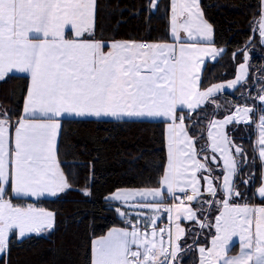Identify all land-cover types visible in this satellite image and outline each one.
Returning a JSON list of instances; mask_svg holds the SVG:
<instances>
[{"label":"snow or ice","instance_id":"6c2138e0","mask_svg":"<svg viewBox=\"0 0 264 264\" xmlns=\"http://www.w3.org/2000/svg\"><path fill=\"white\" fill-rule=\"evenodd\" d=\"M158 2L151 0L149 8H157ZM170 4V33L175 43H107L94 39L97 0H0V80L13 70L27 73L31 79L14 136H10L13 125L7 111L0 113V256L6 253L14 230L22 238L54 228L55 213L32 204L14 205L6 195L9 185L18 197L57 196L71 189L57 156L61 119L67 114L169 121L167 165L158 181L160 187L117 190L106 197L147 209L151 215L137 212L133 224L131 212L117 209L130 229L113 228L94 240L91 264H175L182 251L179 241L186 231L181 219L196 222L201 228L210 226L205 223L206 216L201 221L197 215L206 211L205 203L208 210L216 204L220 211L211 246L198 248L200 264H264V206L232 203L243 196L235 178L242 163L236 156L244 152L224 131L229 124L253 122L250 114L254 109L237 106L222 120L209 122V147L221 154L224 167L222 183L214 184L220 178L212 174L208 157L203 162L199 158L196 138L189 135L184 123L186 117L177 113L214 102V95L225 88L223 84L200 88L202 66L224 49L212 46L213 28L204 18L200 0H170ZM254 23L264 43V0L261 18ZM244 59L236 79L227 87L246 79L247 54ZM261 93L256 99L264 105V88ZM256 127L258 157L264 169V108ZM243 163L247 164V159ZM204 172L208 174L202 175ZM201 179L213 199L202 201ZM254 179L253 174L241 182L247 186ZM77 190L91 195L87 188ZM218 194L222 199H215ZM256 194L264 199V171ZM166 197L179 203L165 204ZM137 198V204L129 203ZM193 202H200L201 207L194 210ZM161 212L169 216L168 228L157 229ZM233 237L239 238V252L229 255Z\"/></svg>","mask_w":264,"mask_h":264},{"label":"trees","instance_id":"16d2710c","mask_svg":"<svg viewBox=\"0 0 264 264\" xmlns=\"http://www.w3.org/2000/svg\"><path fill=\"white\" fill-rule=\"evenodd\" d=\"M150 3L151 0H97L94 39L172 40L170 0H159L155 9L149 8ZM200 6L212 25L213 44L224 48L215 60L203 66L200 88L234 76L246 49L248 74L233 90L216 93L212 98L214 102H206L194 111L178 110L177 114L186 117L185 126L189 135L196 138V148L203 162L209 151V122L214 117L230 114L236 101L251 104L253 122L226 126L227 135L244 152L236 156L242 163L235 178L243 196L232 203L264 205V199L255 194L261 179V164L254 141V116L256 109H262L256 98L264 88V43L254 23L260 14L261 0H200ZM27 81L26 75L15 73L0 80V113L7 111L11 123L20 115ZM164 124V120L144 118H62L57 156L72 187L46 198L8 195L14 205L31 203L55 213L54 228L22 238L14 230L6 253L0 256V264H91L92 238L103 235L111 226L128 224L126 217L118 215L116 209L128 213L129 208L107 200L105 195L118 187L159 184L165 163ZM201 148L204 150L200 151ZM245 159L247 164L243 163ZM208 167L214 176L221 178L220 164L209 160ZM253 174L254 182L245 186L241 181ZM214 184H220V179ZM85 188L91 195L85 196L77 190ZM170 198L165 199L166 204H170ZM201 199L213 198L203 195ZM215 199H222V194ZM193 207L199 209L201 203L193 202ZM203 207L206 211L198 212V218L204 221L206 216L205 223L210 226L201 228L196 222H184L186 231L179 241L182 251L175 264H195L198 246L207 245L214 233V219L220 208L213 204L208 210L206 203ZM135 217L132 213L130 218Z\"/></svg>","mask_w":264,"mask_h":264},{"label":"crops","instance_id":"0c3cea01","mask_svg":"<svg viewBox=\"0 0 264 264\" xmlns=\"http://www.w3.org/2000/svg\"><path fill=\"white\" fill-rule=\"evenodd\" d=\"M261 4H262V0H261ZM261 18V8H260V14L257 18V21H259ZM170 19H171V4H170V8H169V24H170ZM257 25V24H256ZM257 28H258V25H257ZM259 31V30H258ZM66 34H69V38H70V30L69 29H66ZM181 36L184 37L185 34L183 32H181ZM86 38H89L91 39L90 37H86ZM96 40H100V39H96ZM114 40H124V41H136V42H144V43H175L173 37H172V40H166V41H140V40H131V39H114ZM114 40H101V41H104V42H107V43H110ZM181 42H185V43H189L190 41H187V40H182ZM213 47L217 48V49H224L222 46H216L215 44H212ZM105 51H108L107 48H105ZM217 58V57H216ZM215 58V59H216ZM208 61H213L211 60L210 58L208 59ZM203 68V66H202ZM236 71V69H235ZM11 73H15V74H24L27 76V87H26V91H25V94H24V97H23V101H22V105H21V110H20V115L19 117L13 122L11 123L13 125V127L10 129V136H14V128H15V123L16 121L19 120V118L24 114L23 110H24V106H25V102H26V99H27V93H28V89L30 87V84H31V79H30V75L27 74V73H22V72H19V71H16V70H13ZM184 110H188L187 108H184ZM178 115H181V114H178ZM66 117H70V118H97V117H76V116H72V115H64L63 118H66ZM99 118H113V117H99ZM124 118H128V117H124ZM144 119H155V120H164L162 118H144ZM165 121V124H164V129H163V133H164V146H165V163H164V167H163V172H162V175L164 173V170H165V167L167 165V124L169 123V121ZM209 145H210V142L208 144V155L209 153L211 152L210 151V148H209ZM256 147V151L258 153V148H257V145H255ZM209 158V156H208ZM212 162V161H211ZM213 163H219V161H216V162H213ZM261 169V168H260ZM161 175V176H162ZM261 180V179H260ZM156 187H160V185L158 184L157 186L155 187H118V188H115L114 190L110 191L109 193H107L105 195V198L106 197H109L111 194H113L114 192H116L117 190H137V189H145V188H156ZM256 189V187H255ZM256 194V193H255ZM8 195H12V196H15L14 194H12L11 192V186L9 185L7 187V195H6V198L8 197ZM204 195H207V194H204ZM18 197V196H17ZM46 197H52V196H49V195H45V196H42V197H25V198H31V199H37V198H46ZM168 197H166L167 199ZM8 199V198H7ZM111 202H118V203H121L123 204L122 202L120 201H115V200H110V199H107ZM139 202L138 198L137 200H133V201H130L129 203L130 204H137ZM164 203H165V200H164ZM31 204V203H30ZM166 204V203H165ZM171 204V202H170ZM240 204H243V203H240ZM28 205V204H27ZM25 205V206H27ZM125 205L126 207L129 208L128 212H132L134 214H136L137 212H143L145 215H151V213L149 212V210L147 209H142V208H139V207H136V208H133V207H130L129 205H126V204H123ZM253 205V204H252ZM25 206H22V207H25ZM119 209V208H117ZM117 209H116V212H117ZM121 212H124L122 209H120ZM219 213V212H218ZM118 214V213H117ZM164 214H166V212H161L159 215L161 217V221L158 222V225H161L162 221H166V216H163ZM119 215V214H118ZM132 223L135 224L137 222V216L135 217V219H132ZM214 224H215V219H214ZM213 224V226H214ZM113 228H129L130 229V225L127 224L126 226H111L109 227L105 233L101 236H96V237H93L92 240H91V261H92V247H93V241L96 240V239H99L100 237H103V236H106L108 234V232L113 229ZM18 232V230H16ZM215 235V227H214V233L213 235L209 238V241L207 243V245H200L198 246L199 247H210L211 246V243H210V240H212L213 236ZM198 248H197V254H198V257H197V260H196V263L195 264H200V253L198 251ZM239 251V242L237 241V244L233 243L232 244V247H230V251H229V255L230 254H237Z\"/></svg>","mask_w":264,"mask_h":264},{"label":"rangeland","instance_id":"374dc122","mask_svg":"<svg viewBox=\"0 0 264 264\" xmlns=\"http://www.w3.org/2000/svg\"><path fill=\"white\" fill-rule=\"evenodd\" d=\"M204 18H205V16H204ZM205 20L210 24V22L205 18ZM260 34V33H259ZM260 40L262 41V37L260 36ZM245 54H247V56L249 57V53H248V50L246 49V50H244V52H243V56H242V60L236 65V71H235V74H234V76H232L231 78H228V79H225V80H221V81H217V82H213V83H211V84H209V85H207V86H205V87H202L201 88V90H205V89H207L208 87H210L211 85H213V84H223V85H225V88L222 90V91H225V90H233L235 87H233V88H229V87H227L226 85L228 84V82L229 81H232V80H234V79H236V77H237V74H238V66L241 64V63H245V59H244V57H245ZM247 64H248V61H247ZM247 72H248V69H247ZM222 91H220V92H222ZM219 93V92H218ZM262 93H261V91L259 92V94H258V96L259 95H261ZM257 96V97H258ZM258 101V100H257ZM259 103H260V105H261V107L262 108H264V105H262L261 104V102L260 101H258ZM234 111L232 110V112L231 113H233ZM230 113V114H231ZM230 114H226V115H224V116H222V117H214L212 120H222L225 116H228V115H230ZM260 114H261V111L260 112H258L257 113V115H256V112H255V115H256V117L254 116V125H255V139H254V141H255V145H257V140H258V130H257V127H256V122L258 121V119H259V116H260ZM208 128H209V126H208ZM224 131L226 132V127H225V129H224ZM209 142H210V140H209ZM211 143V142H210ZM210 148V147H209ZM210 153H209V160L210 161H212L211 160V157L213 156V155H215L216 157H217V159H216V161H219V163H220V166L222 167V176H221V178H220V183H222V180H223V175H224V167H223V159L221 158V154L219 153V152H213L212 150H211V148H210ZM258 154V153H257ZM260 160V159H259ZM216 161H212V162H216ZM260 164H261V161H260ZM262 171H264V169H262V167H261V169H260V177H261V172ZM208 173L207 172H204V173H202V175H207ZM261 186V180L259 181V183L256 185V189H255V193H257V190H258V188ZM205 189H206V185H205V183H204V181H203V179H201V191L204 193V194H207L206 192H205ZM191 194V193H190ZM208 195V194H207ZM257 195V194H256ZM258 196V195H257ZM170 200H171V204H174V203H179V201L178 200H173L172 198H170ZM250 204V203H249ZM34 207H36V208H42V207H38V206H35L34 204H32ZM250 205H252V204H250ZM254 206H264V205H259V204H253ZM191 207L194 209V207H193V203L191 204ZM43 209H45V208H43ZM46 210H48V209H46ZM195 210V209H194ZM48 211H50V210H48ZM220 211V210H219ZM219 214V213H218ZM217 214V215H218ZM163 216H166V221H162V223H161V225H158V222L159 221H161V217H160V215H159V219L157 220V229H159V228H168L169 226H170V224H171V221H170V219H169V216H168V214L166 213V214H164ZM185 221H187V220H185V219H181V221H180V225H181V227L182 228H184L185 229V227H184V222ZM172 230H173V233H174V231H175V229H174V227L172 228ZM17 234H18V232H17ZM216 234V233H215ZM18 236H19V234H18ZM165 239L167 240V236H165ZM237 241L239 242V238L238 237H233V241L230 243V247H232V244L233 243H235V244H237ZM210 243H211V240H210ZM239 252V251H238ZM230 255H236V254H230Z\"/></svg>","mask_w":264,"mask_h":264},{"label":"built area","instance_id":"2783aa9c","mask_svg":"<svg viewBox=\"0 0 264 264\" xmlns=\"http://www.w3.org/2000/svg\"><path fill=\"white\" fill-rule=\"evenodd\" d=\"M237 106H240V107L247 106V107H251V108H253V107L251 106V104L248 103V102H246V101H236V102L233 104L232 110L235 111V108H236ZM256 112H257V113L260 112V109H256ZM189 194H190V192H189ZM177 195L180 196L181 198H183L182 194L177 193Z\"/></svg>","mask_w":264,"mask_h":264}]
</instances>
